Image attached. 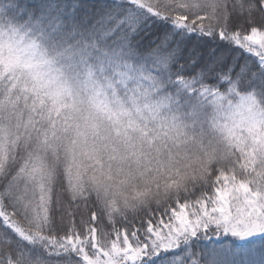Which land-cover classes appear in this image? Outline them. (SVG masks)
I'll return each instance as SVG.
<instances>
[{"label":"snow or ice","instance_id":"snow-or-ice-1","mask_svg":"<svg viewBox=\"0 0 264 264\" xmlns=\"http://www.w3.org/2000/svg\"><path fill=\"white\" fill-rule=\"evenodd\" d=\"M0 264H264V0H0Z\"/></svg>","mask_w":264,"mask_h":264}]
</instances>
